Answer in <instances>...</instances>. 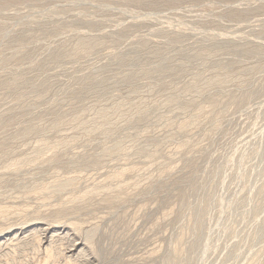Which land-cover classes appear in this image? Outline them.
I'll return each instance as SVG.
<instances>
[{
	"label": "rangeland",
	"instance_id": "obj_1",
	"mask_svg": "<svg viewBox=\"0 0 264 264\" xmlns=\"http://www.w3.org/2000/svg\"><path fill=\"white\" fill-rule=\"evenodd\" d=\"M0 264H264V0H0Z\"/></svg>",
	"mask_w": 264,
	"mask_h": 264
},
{
	"label": "bare ground",
	"instance_id": "obj_2",
	"mask_svg": "<svg viewBox=\"0 0 264 264\" xmlns=\"http://www.w3.org/2000/svg\"><path fill=\"white\" fill-rule=\"evenodd\" d=\"M52 237V236H51ZM75 256V255H74Z\"/></svg>",
	"mask_w": 264,
	"mask_h": 264
}]
</instances>
